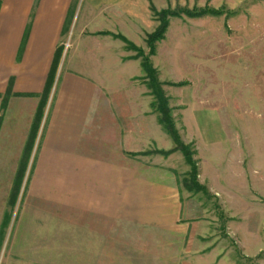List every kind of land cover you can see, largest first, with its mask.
Returning <instances> with one entry per match:
<instances>
[{"label": "crops", "instance_id": "crops-1", "mask_svg": "<svg viewBox=\"0 0 264 264\" xmlns=\"http://www.w3.org/2000/svg\"><path fill=\"white\" fill-rule=\"evenodd\" d=\"M155 1L0 0V183L27 182L22 237L10 264L222 263L211 203L180 183L190 170L184 155L142 154L175 144L152 107L154 96L134 83L145 74L141 60L121 39L98 34L143 41L158 25ZM68 31L74 43L66 63L56 55ZM184 101L182 128L205 141L209 130L212 155L223 156L230 139L219 113ZM230 152L226 183L214 175L209 184L202 172L201 182L218 198L229 191L235 203L245 189L264 198V158L249 151L241 161L242 152ZM3 188L2 197L19 198L20 190ZM246 199L235 206L249 217L242 221L252 257L264 248V202ZM233 214L231 223L238 221Z\"/></svg>", "mask_w": 264, "mask_h": 264}, {"label": "rangeland", "instance_id": "rangeland-1", "mask_svg": "<svg viewBox=\"0 0 264 264\" xmlns=\"http://www.w3.org/2000/svg\"><path fill=\"white\" fill-rule=\"evenodd\" d=\"M206 5L224 8L234 13L227 15L226 12L218 16L202 17L170 16L166 36L158 42L156 54L150 56V59L153 65L154 62L156 63L154 67L158 71V77L160 81H165L163 89L167 90L165 92L170 95L171 104L175 106L173 108L169 102L181 138L185 143L193 144L188 141L194 137L193 140L199 143L197 144L199 145L200 163L195 155L199 163V175L202 172L204 180L207 178L209 184H211L210 180L214 179V175L220 178L222 184H225L226 178L231 174V164L235 160L234 152L230 150L238 149L242 152L239 158L241 161L243 158L244 161L246 160L245 157L249 151L253 154V159L264 158V0H156L154 6L160 11L168 8L176 10L181 7L193 8ZM153 15L158 21V17ZM147 34L141 42L136 43L130 40L148 52ZM70 35L68 31L59 45L62 62L66 63H68L67 59L72 46L65 51L64 43L68 40L71 44L74 43V36L70 37ZM126 51L133 57L137 54V51L129 49L127 44ZM136 59L141 60V58ZM165 68L170 72L169 74ZM144 77L145 74L140 78H134V83L138 85L137 87H141L143 94L146 93V89H149L151 94ZM170 82H187V84L171 85L168 84ZM186 99L187 103L190 102L191 109H194L195 105L196 108L208 111V113H214L209 110H216L219 113L221 124L227 129L226 136L230 139L229 149L222 150L224 154L222 158L212 155V149L209 146L215 143H213V135L209 130L210 141H205L203 139L205 135L202 134L201 137L198 133H191V129L182 128L181 109L187 108V105H181V100L185 102ZM199 130L201 133L205 128L201 127ZM193 147L195 149L194 144ZM247 159H249L248 156ZM198 179L208 189V192L200 191V193L205 195L209 204L211 203L215 221L218 223L216 232L221 236L220 246L223 249L221 264H264V248L255 256H246L252 252L245 248L244 242L245 226H248L244 220H249V217L246 216V212L239 211V208L235 206L237 203L238 206L242 202L245 203L246 195L249 196L251 202H264V198L255 197L252 191L248 194L245 189L243 196L240 195L239 201L235 203L234 195L228 193L229 191L222 189V198H218L209 185L201 182L203 178ZM180 183L184 189H187L183 185V179ZM1 187L9 191L10 189H16V192L20 190L19 198H15L14 195L13 198L0 195V264H10L15 254V240L22 237L23 218L22 201L20 200H23L21 193L23 194L26 190L27 182H16L15 184L2 182L0 189ZM260 192L264 196V190ZM7 200L12 204H6ZM231 212L234 213L233 217L238 220L237 222L233 220L235 222L231 223ZM235 212H241V214ZM259 216L260 214L252 215V218ZM239 224L243 228L237 231L235 225ZM261 231L264 233V226ZM15 264L22 263L16 262ZM63 264L75 263L63 262Z\"/></svg>", "mask_w": 264, "mask_h": 264}, {"label": "trees", "instance_id": "trees-1", "mask_svg": "<svg viewBox=\"0 0 264 264\" xmlns=\"http://www.w3.org/2000/svg\"><path fill=\"white\" fill-rule=\"evenodd\" d=\"M151 10L153 13L158 17L159 25L156 28V30L152 33L147 34L146 42L149 48V51L146 52L143 48L137 46L135 43H133L128 37L124 36L123 34H113L110 32L102 31L98 34H111L115 38H119L122 41H124L127 44V47L129 49H133L137 51V54L134 56V58H141V65L143 67V70L145 72L144 79L147 81V85L151 90V94L154 96V101L152 102V106L160 113L159 121L164 126L166 131L169 133V135L172 137L175 147L170 150H155V151H146L142 154H148L150 152H157L162 153L165 156H168L169 154L173 153L176 150H180L187 163L191 166L190 171L188 172L187 176L183 178V185L191 191L196 192H208V189L205 187V185L201 184L199 181V163L198 160L195 158L196 150L193 147V144H187L183 141L181 138V135L175 125V120L172 115V108L169 104V97L167 96L165 90L163 89V82L160 81L158 77V71L154 67L153 63L151 62L150 56L156 54V48L158 42L163 40L166 36L167 29L169 27V17L170 16H181V15H187L189 17H202L206 15H222L227 12V15H230L234 13L233 11L225 10L224 8H215L210 5H206L204 7H181L175 9H162L157 10L153 3L151 2ZM61 47H58L57 49V59L61 55ZM56 63V61H55ZM56 65V64H55ZM54 70V67H53ZM54 79V73L51 71V75H49L48 79V86L45 90V95H48L49 93V87L50 84L53 82ZM168 84L171 85H185L187 82H170ZM132 155H137V153H132Z\"/></svg>", "mask_w": 264, "mask_h": 264}, {"label": "built area", "instance_id": "built-area-1", "mask_svg": "<svg viewBox=\"0 0 264 264\" xmlns=\"http://www.w3.org/2000/svg\"><path fill=\"white\" fill-rule=\"evenodd\" d=\"M65 44V49H68L71 46V42L68 40Z\"/></svg>", "mask_w": 264, "mask_h": 264}]
</instances>
